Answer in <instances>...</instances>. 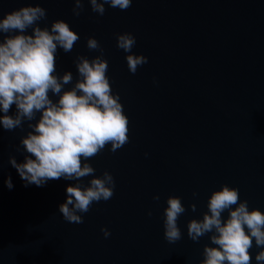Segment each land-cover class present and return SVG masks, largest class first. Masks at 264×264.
Masks as SVG:
<instances>
[{
	"label": "water",
	"instance_id": "water-1",
	"mask_svg": "<svg viewBox=\"0 0 264 264\" xmlns=\"http://www.w3.org/2000/svg\"><path fill=\"white\" fill-rule=\"evenodd\" d=\"M30 3L47 10L41 27L64 19L80 35L71 52H56L57 73L73 74L66 90L79 79L76 58L101 55L88 49V37L99 41L129 119V142L88 161L97 176L111 172L116 186L76 224L59 206L69 185L88 186L92 177L26 186L9 158L24 162L20 142L32 129L27 121L12 131L0 124V264H200L211 234L194 242L188 223L203 218L213 191L236 187L250 209L264 211V0H133L123 11L105 4L102 16L84 0L78 17L74 0H0V18ZM124 32L136 37L132 52L148 57L135 74L117 47ZM15 112L13 105L9 115ZM171 195L186 208L175 243L164 236ZM260 250L253 241L251 264Z\"/></svg>",
	"mask_w": 264,
	"mask_h": 264
},
{
	"label": "clouds",
	"instance_id": "clouds-1",
	"mask_svg": "<svg viewBox=\"0 0 264 264\" xmlns=\"http://www.w3.org/2000/svg\"><path fill=\"white\" fill-rule=\"evenodd\" d=\"M92 11L104 15L105 4L112 8L127 10L133 0H88ZM84 0H74L73 14L79 16ZM47 10L39 3L27 4L8 12L0 18V124L5 130L23 129L24 122L32 129L21 139L27 153L24 162L10 156L9 162L28 184L44 186L49 180L80 181L91 176L88 186L75 183L67 187V199L59 206L65 221L81 224V213L90 211L94 202L108 201L116 186L111 172L95 175L96 169L88 162L108 145L115 152L129 142V119L123 110L119 93L113 94L107 75L108 61L95 37H88L87 47L100 50L94 59L79 55L75 64L79 79L73 87L69 71L60 76L56 68L58 47L71 52L80 35L72 30L64 19L55 20L51 28L41 27L39 21L46 19ZM32 29L29 33L28 29ZM136 37L129 33L117 34V47L122 49L130 73L148 62V57L132 52ZM57 96L54 101L50 97ZM15 115H9L12 106ZM39 119L36 120L37 114ZM19 150V149H18ZM11 190V177L6 181ZM197 195V193H193ZM160 199L159 195L153 197ZM195 212L197 205L193 203ZM186 208L179 196L167 198L164 210V236L169 243L182 239L178 226L179 217ZM227 211L225 219L222 213ZM149 216L151 212L148 213ZM107 238L111 235L102 229ZM210 235V244L203 249L200 264H251L253 241L259 249L255 255L257 264H264V211L249 208L247 200L241 201L238 188L224 184L212 192L208 211L202 219L193 218L188 223V236L194 242Z\"/></svg>",
	"mask_w": 264,
	"mask_h": 264
}]
</instances>
